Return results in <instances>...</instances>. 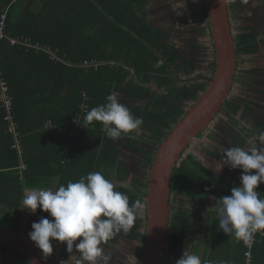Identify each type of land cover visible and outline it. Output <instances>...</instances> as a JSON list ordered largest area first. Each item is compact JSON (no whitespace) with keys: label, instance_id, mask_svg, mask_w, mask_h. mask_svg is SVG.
Instances as JSON below:
<instances>
[{"label":"trees","instance_id":"trees-1","mask_svg":"<svg viewBox=\"0 0 264 264\" xmlns=\"http://www.w3.org/2000/svg\"><path fill=\"white\" fill-rule=\"evenodd\" d=\"M201 1L204 6L206 29L213 44L204 1ZM260 5L261 3L258 5L254 2L247 3L243 8L237 7L238 13L247 8L251 17H254L253 14L258 12L256 7ZM151 6V0H0V32L5 35V39L0 41V227L20 229L18 224L28 192L50 188L51 179H58L56 190L81 207L78 212L86 210L90 215L96 216L99 210L92 208L98 201L85 202V197L99 166L102 167L104 163L108 165L112 159L113 164L126 170L118 160L121 158L118 152L124 151L126 149L124 144L127 140L130 141L126 133L128 134L130 130L136 131L138 139H144L145 143L146 135L147 137L154 135L162 143L185 116L187 112L176 118L171 110L180 111V108L175 106L182 107L181 101H185L186 92L183 93L185 98L177 100L175 105H171L175 101L166 99L170 106L163 110L169 120L160 118L154 112L157 110L153 111L150 108L153 104L147 103L148 99L155 97L153 85L148 84L150 76L160 71L168 79L171 73L169 67L165 66L167 62L162 55L167 34L165 30L151 23L155 22L152 19L156 18ZM174 6L175 4L170 7L169 12L176 11ZM260 11L264 12L263 5ZM162 16L161 23H158L160 27H163V22L171 23L166 13ZM251 17V22L239 26L241 28L239 33L243 34L241 40L232 28L238 67L230 94L238 83L239 69L245 55L243 53L258 55L264 50V40L259 41L258 34V31L264 30L261 27L264 26V20L254 25ZM230 20L232 24L231 14ZM215 65L214 59L211 78ZM249 71L251 72L246 73L248 76L246 86L254 90L252 81L260 76L264 78V70L260 67ZM173 73L176 74L177 81L183 82V78L175 70ZM202 76L198 74L196 77ZM258 85L264 86V79L259 81ZM175 87H171V90L174 91ZM194 88L197 94L201 87ZM260 93L264 100V93L261 91ZM178 94L181 96V92ZM129 99L136 100L130 103ZM227 103L228 100L224 105L225 113H220L211 124L221 116H227L229 119L234 117L226 108ZM126 105L129 107L125 108ZM241 107L244 108L243 116H247L249 110L253 113L261 110L258 106L251 108L247 103ZM122 108L127 110H121ZM261 113L264 116L263 110ZM129 115H144V119L130 122L117 119L119 116L126 118ZM132 122L138 123L139 126L133 125ZM204 132L193 143L199 140ZM226 138L234 143H243L245 139L235 132ZM137 144L141 143L136 142L135 146ZM192 144L182 154L174 168L171 196L179 193L195 197L197 192L205 196H215L227 189L230 192L233 190V194L236 183H239L237 177L226 183L217 175L202 172L206 171V168L200 157L194 156L193 153L185 155ZM151 148L152 144L149 149ZM156 152L157 150L152 153V160L150 158L151 166ZM257 152L258 150L247 159V162H256L259 165L260 157ZM23 165L25 169L22 168ZM151 166L145 182L137 181L138 185L140 183L141 187H145L144 190H138V194L144 198L148 192ZM256 182L253 185L258 192L257 216L264 228V174L258 175ZM250 201L251 196L247 203L244 202L243 215L246 227L240 230L242 232L240 244L234 246V253L231 255L236 264L245 263L246 245L251 239L249 229L255 220V214L250 212ZM145 202L147 203L146 200ZM112 204L114 205V202ZM105 207L104 211L108 208V202ZM121 212L125 215L126 208L113 211L116 215H120ZM9 217H14L12 218L14 221L11 220L12 225L7 227L1 222L7 221ZM235 217V221L240 220V217ZM145 218L144 233L137 231L129 233L125 228L127 226L116 225L114 219L112 224L108 221L110 224L106 226L102 224L99 226L95 224L92 228L91 225L87 226L89 233L86 229L88 235L85 237L89 242H84L78 249V260L82 259L83 264H92L88 257L98 253L101 262L93 264H118V260L114 259L115 248L123 250L125 244L136 246L140 243L142 248L136 261L138 263L145 244L147 209ZM223 234L222 230L221 241ZM80 237L82 238L83 234H80ZM39 240L48 247L44 241ZM219 242L212 249L211 257L220 261L222 252H219ZM9 255L13 256L11 260ZM6 256L9 264H31L17 252L0 247V259L6 260ZM56 256L60 260L57 254ZM252 257V264H264V237L261 235L256 237ZM120 258L122 262V257ZM60 262L65 264L61 260ZM76 263L77 260L71 258V264Z\"/></svg>","mask_w":264,"mask_h":264},{"label":"rangeland","instance_id":"rangeland-1","mask_svg":"<svg viewBox=\"0 0 264 264\" xmlns=\"http://www.w3.org/2000/svg\"><path fill=\"white\" fill-rule=\"evenodd\" d=\"M151 2V10H153L156 15V18H150L155 21L151 23L157 25V28L162 29L163 31L165 30L167 34V37L164 41L162 55L167 62V65L165 66L169 67L168 69L171 73L168 79L166 75H163V73L161 74L160 71H157V73H153L150 76L151 78L149 79L148 84L153 85L152 87L154 89L153 92L155 97L148 99L147 103L153 104V106L150 105V108L153 111L157 110L154 112H156V114L160 118L169 120L170 118L164 113L163 108L169 107L170 104L167 103L168 100L161 97L168 94L167 98L175 101V103L171 102L173 103L171 105H175L177 104V100L180 99V95L178 94V92H187L191 95L189 99L181 101L183 102L182 107L175 106V108H180V111L179 109L171 110V113L175 114L176 118L181 117L194 106V104L203 96V94L207 90L208 85L206 84L205 79L209 78L212 73V63L214 58L213 44L211 42L210 34L206 29L207 25L206 21L204 20V10H202L204 6H202L201 0H151ZM257 2L259 1H254V3ZM247 3L253 4L252 0L229 1V6L231 9L230 14L233 21L232 28L235 32V35H237L240 40L243 38L241 36L243 34L239 33V31H241V28H239V26L246 22H251V14L247 10V8H245L246 12L243 9L242 13H238L239 9L243 8ZM173 4H175L174 7L176 8V11L169 12V9ZM256 10L258 12L253 14L254 17H251L254 25H256V23L260 24V22L264 20V12H261L259 7H256ZM163 13H166L167 16H169V18L171 19V23L167 24L163 22L162 26L164 27V29L163 27L159 26V24L161 23V19L163 18ZM261 27L264 29L263 25H261ZM258 34L260 35L259 41L264 40V30H262V32L258 31ZM189 42L191 43L189 44ZM254 63L256 65H262V69L264 70V63ZM172 69L175 70L183 78V80H189V82H194V84L187 83L183 85L182 81H177V76L173 73ZM198 74H201L203 76L201 78H198L196 77ZM192 79H194V81ZM176 85H179V87H176V90L172 91L171 87ZM194 86L201 87L200 90L197 91V94ZM253 88L254 90L247 88V86H243L239 91L233 90L232 93H234V95H232L231 93L228 100L229 103H233L232 106L235 109H239L240 107V112L236 116V121L231 123L229 121H225L223 119V116H221L217 119V121H215L208 127V129L204 132L201 138H199V140H196L192 144L191 149H189L190 151L188 150L185 155L193 153L194 156L200 157L203 162L211 161L212 163L214 162L215 164L222 165L220 155L225 157L229 156L230 154L229 151H223L225 147L223 143H221L222 139H224V142L226 136H230L233 132H235L236 134H240V131L242 133V135L240 134L241 137H244L247 131L251 135H254V126H252V120L255 119V115L253 114V116H249L248 118H246L247 116H243L244 113H242L244 108L241 107V105L247 103V105L252 107L258 106V109H263L264 111V100L259 95L261 94L260 91L264 93V86L255 85V87ZM237 89L240 88L238 87ZM192 92H194L195 94H191ZM129 100L131 103L136 99ZM141 100L143 102H146V100L144 99ZM128 107L129 105H126L125 108ZM125 108H122L121 110H127ZM134 113H136V111ZM117 119H119V121L125 120L126 122H130L135 119L139 121L144 119V115H129V117L126 118L119 116V118ZM132 124L134 125L135 123L132 122ZM137 124L138 123H136L135 125ZM126 125L131 126L129 123H126ZM259 127H263V125H260ZM122 130L123 129H120V131ZM208 132L211 133L210 137H207L209 142L207 141L206 143H203L202 139ZM137 134L138 133L133 130H130L128 134L126 133V137L130 141L127 140L124 144V146L126 147L124 151L118 152V156L121 155V158L119 157L118 159L120 160L121 165L128 168L127 170L122 169L125 174V176L122 178H124L125 182H123L121 176H119L117 180L115 178H113L112 180H108L103 185L104 187H102L104 188L102 189V191H105L106 188L111 187L114 190H119L126 194L127 197H120L122 199L120 201V206L116 205L119 206V208L122 210H125L126 208L125 215H123L122 212L120 213V215L114 214L113 211L114 209H116L115 205H113L108 212H102L100 215L94 216L87 213L89 211L86 210L78 212V209L81 207H78L77 210H74L75 207L73 208L69 203L71 201L63 198L61 195V199H59V196L57 194L56 198L58 200H54L49 197L43 198V194H28L24 209L21 212V221L19 222L18 227L24 232L34 235L44 241L65 264H71V258H75L77 260L76 264H83L82 259L78 260V249L84 244V242H89L86 240L87 237H85V235H88L89 233V230L86 228L87 226L89 227L91 225V228L95 227V224H97V226H99L100 224L106 226L110 224V222L108 221H111L112 224L114 219V223L116 225L127 226L125 228L129 231V233L130 231L144 233L147 203L145 202L146 199L141 194H138V190H144L145 187H141L140 183L138 185L137 181L145 180L148 176V170L151 166L152 153L155 150H158L161 143L158 139H156L157 137L154 135H148L149 137H147L146 135L147 140L145 143L144 139H138L139 136ZM136 142H140L141 144H143V147H141V144H137L135 146ZM130 143H132L133 145H131ZM252 143L253 142L248 141L246 138L243 139V143H234L230 140H226V144L229 145L230 149L234 150L237 155L235 159L239 160L238 165H243V160L246 163V165L240 169V174L251 171L252 169H254L253 165H257L256 162H246L245 160V158L249 154L251 155L252 152L255 151L253 150L254 148L252 146ZM262 143L264 145V142ZM151 144L152 148L149 149ZM210 145L212 148L209 147ZM129 146H131L132 148ZM118 149L119 148H117V150ZM110 164H113L112 159L111 161H109L108 165ZM106 167L107 163H104L102 165V168ZM114 184L116 185L114 186ZM105 193L108 194L107 191ZM99 210H101V208ZM131 213H133V215H130ZM12 218L14 217H9L7 221L1 223L3 225H6L7 227L11 226V220H13ZM122 219H126L127 221H115ZM43 223H45V226H43ZM100 227L102 228L103 226ZM86 229L88 233L85 231ZM80 234H83L82 238L80 237ZM120 234L129 236L125 233ZM123 248V250L120 248L114 249V259L118 260V264H132L135 244H125ZM12 257L13 256L9 255V260H11ZM120 257H122V262ZM5 258L6 260L0 259V264H9L7 256ZM88 258L92 264L95 262H101V260H99L98 253H93Z\"/></svg>","mask_w":264,"mask_h":264},{"label":"crops","instance_id":"crops-1","mask_svg":"<svg viewBox=\"0 0 264 264\" xmlns=\"http://www.w3.org/2000/svg\"><path fill=\"white\" fill-rule=\"evenodd\" d=\"M203 9L204 8H202V10ZM204 20L206 21L205 16ZM243 54L245 55H243L244 58L241 61V67L239 69L238 83L233 89L235 91H239L243 86L245 87L247 85V74L248 72H251L249 71L250 69H256L260 67L262 69V65H255L254 62L258 64L264 63V50H262V52L258 55H248L246 53ZM256 58H258V60H256ZM248 62L250 63L249 65ZM210 78L211 76L209 77V79ZM257 79L252 81V84L254 85L253 87H255V85H258L259 81L264 78L260 76ZM206 80L207 79H205V81ZM187 83L194 84V82H185V80H183V85ZM206 84L208 85L207 81ZM176 87H179V85H176ZM238 87L240 89H237ZM186 94L187 97H184L185 100L191 97L189 93L186 92ZM232 95H234V93H232ZM167 97L168 94L163 96V98L165 99H167ZM182 98L183 92H181L180 96L181 100L184 99ZM232 104L233 103H229L228 100L227 109H229L230 115L234 114V117L232 119H229L227 116L223 117L225 121H229L231 123L236 121V116L239 114V109H235ZM250 107L253 108L252 106ZM261 110H256L255 113L249 110V113H247L246 118H248L249 116H253V114L256 115L254 117L255 119L252 120V126H254V135L250 134L249 136V133L247 132L244 136L248 141L253 142L252 146L254 148L253 150H255L251 155L249 154L250 156L248 155L246 157L247 159H249L256 152V150H258L259 152L260 150L264 149V145L262 143L264 142V116L261 113ZM259 114H261V116H259ZM260 125H263V127H259ZM240 134L242 135L241 131ZM240 134L237 133L239 137H241ZM210 135L211 133L208 132L203 137V143H206L207 141L209 142L207 137H210ZM223 140L224 139L221 140V143H223L225 147L223 151H229V156L224 157L220 155L222 165L215 164L214 162L212 163L211 161H204V163L200 158V161L206 168V171L202 172L210 173L215 176L217 175L226 183H230L234 177H237L239 183H236L235 192L232 194L233 190H231L230 192L229 189H227L223 190L222 193H219L215 196H205L198 192L195 197L179 193L171 196V212L167 238L164 247L165 257L164 259H162L161 264H236L233 258H231V255L234 253V246L240 244L242 238V230L240 229L239 224L245 216L243 215L244 202L247 203L250 200L248 188L254 183H257L256 181L259 172V165L257 163V165H253L254 169H252L251 171L240 174V169L243 168L246 163L243 160V165H238L239 160L235 159L237 157L235 151L230 149L229 145L226 144V138L224 142ZM209 147L212 148L211 145ZM246 158L245 160L247 162ZM107 167H109L110 169ZM107 167H98V173H95L93 175L88 194L85 197V202L92 200L98 201V203H96L95 207L92 209L96 208V210H99L101 208L102 211L99 210L98 213L96 212V216H98L100 212H108L113 206L112 202H114L115 208L117 210H121L119 208L121 204L120 201L122 200L120 197H126V194L124 192L114 190L111 187L106 188L105 191H102V189H104L102 188L104 187L103 185L110 179L112 180L113 178H115L117 180L119 176H121L122 181L125 182L124 178H122L125 176L122 169H120L115 164L107 165ZM51 181L52 186L50 187V189H45L42 192L29 191L28 194H43V198L49 197L54 200H58L56 198L58 194L59 199H61L62 196L63 198L71 201L69 203L73 208L75 207L74 210H77L78 204L75 203L74 200L69 199L67 196H64L61 192L56 190L58 179H51ZM115 185L116 184H114V186ZM106 191L108 192V194L105 193ZM107 202L108 208L106 211H104L103 208H106L105 206L107 205ZM88 207L89 206H87V208ZM245 213H247V211ZM235 216L240 217V220L235 221ZM241 218L243 219L241 220ZM233 224L234 228H232ZM222 230L224 231V234L223 240L221 241ZM117 234L120 233L117 232ZM218 240L221 242H219ZM217 241L219 242V252H222V259H220V261L215 260L211 257L212 249L218 244ZM141 248L142 245L140 243H137V245L135 246L136 251H134L132 264L137 263L136 261L141 253Z\"/></svg>","mask_w":264,"mask_h":264},{"label":"water","instance_id":"water-1","mask_svg":"<svg viewBox=\"0 0 264 264\" xmlns=\"http://www.w3.org/2000/svg\"><path fill=\"white\" fill-rule=\"evenodd\" d=\"M215 49V71L206 78L203 96L175 125L158 148L148 180L147 232L138 264H161L171 212V181L182 154L222 113L238 67L229 0H203ZM0 247L24 256L31 264H62L39 239L18 228L0 227Z\"/></svg>","mask_w":264,"mask_h":264},{"label":"built area","instance_id":"built-area-1","mask_svg":"<svg viewBox=\"0 0 264 264\" xmlns=\"http://www.w3.org/2000/svg\"><path fill=\"white\" fill-rule=\"evenodd\" d=\"M5 39V35L3 34V32H0V41ZM9 103V102H8ZM259 157H260V164H259V176L264 174V150H261L259 152ZM23 169H25V165L22 166ZM248 192L251 196V201H250V212H253L255 214V220L254 222L251 223L249 232L251 234V239L247 242V250L244 254L245 257V263L244 264H252V250H253V246L254 243L256 241V237L261 235L262 237H264V228L260 225V220L257 216V212L259 210V205H258V192H257V188L255 185H252L248 188ZM245 219V217H244ZM244 219L240 222L239 226L240 229L243 230L245 229V222Z\"/></svg>","mask_w":264,"mask_h":264},{"label":"flooded vegetation","instance_id":"flooded-vegetation-1","mask_svg":"<svg viewBox=\"0 0 264 264\" xmlns=\"http://www.w3.org/2000/svg\"><path fill=\"white\" fill-rule=\"evenodd\" d=\"M255 0H253L252 2H254ZM259 2H257V3H254L255 5L257 4H260L261 3V5L259 6L260 8L262 7V5L264 6V0H258ZM229 9H230V6H229ZM230 12H231V9H230ZM213 53H214V58H213V60L216 58V56H215V49L213 48ZM123 168H125L126 170L128 169V168H126V167H124L123 166Z\"/></svg>","mask_w":264,"mask_h":264},{"label":"clouds","instance_id":"clouds-1","mask_svg":"<svg viewBox=\"0 0 264 264\" xmlns=\"http://www.w3.org/2000/svg\"><path fill=\"white\" fill-rule=\"evenodd\" d=\"M209 22V21H208ZM54 253V252H53ZM56 255V254H55Z\"/></svg>","mask_w":264,"mask_h":264}]
</instances>
